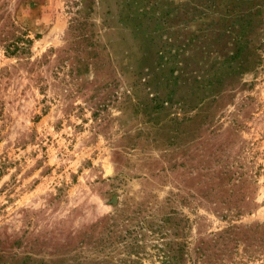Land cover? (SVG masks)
Segmentation results:
<instances>
[{
	"label": "rangeland",
	"instance_id": "374dc122",
	"mask_svg": "<svg viewBox=\"0 0 264 264\" xmlns=\"http://www.w3.org/2000/svg\"><path fill=\"white\" fill-rule=\"evenodd\" d=\"M0 264H264V0H0Z\"/></svg>",
	"mask_w": 264,
	"mask_h": 264
},
{
	"label": "trees",
	"instance_id": "16d2710c",
	"mask_svg": "<svg viewBox=\"0 0 264 264\" xmlns=\"http://www.w3.org/2000/svg\"><path fill=\"white\" fill-rule=\"evenodd\" d=\"M246 25H247V24H246ZM246 25H244V24H243V25H241V31H242V32L245 30V26H246ZM241 48H242V47H240V46L237 48V53H236V56H237V54H239V52H241V51H242V49H241Z\"/></svg>",
	"mask_w": 264,
	"mask_h": 264
}]
</instances>
